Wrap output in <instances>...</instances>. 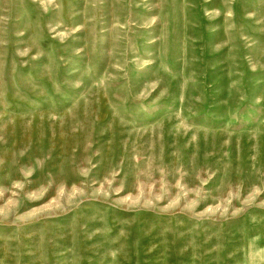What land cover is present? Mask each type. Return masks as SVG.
<instances>
[{
  "label": "rangeland",
  "instance_id": "1",
  "mask_svg": "<svg viewBox=\"0 0 264 264\" xmlns=\"http://www.w3.org/2000/svg\"><path fill=\"white\" fill-rule=\"evenodd\" d=\"M0 264H264V0H0Z\"/></svg>",
  "mask_w": 264,
  "mask_h": 264
}]
</instances>
